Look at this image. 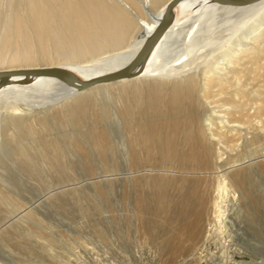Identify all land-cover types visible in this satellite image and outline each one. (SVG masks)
<instances>
[{"label": "rangeland", "instance_id": "1", "mask_svg": "<svg viewBox=\"0 0 264 264\" xmlns=\"http://www.w3.org/2000/svg\"><path fill=\"white\" fill-rule=\"evenodd\" d=\"M128 1L140 9L136 0ZM263 16L264 12L257 16V24L264 21ZM250 23L245 24L242 35L234 26L231 30L236 35H224L220 38L223 41L214 39V50L200 57L202 61L197 57L200 67L196 71L162 79L165 87L188 76L202 81L198 70L214 61L215 72L228 75L232 84L223 93H210L199 106L197 127H205V139L223 164L222 168L214 158L215 163L206 170L217 173L223 169L220 175L226 178L223 218L203 234L207 237H193L192 241L186 232L180 238L170 237L178 231L175 223H180L170 220L177 207L171 206L168 221L159 209L157 192L167 187L173 193L181 185L177 177L187 172L178 169V153L166 158L156 148L145 157L144 168L131 167V135L120 115L129 86L123 87L124 91L120 89L122 83H113L91 92L94 102L89 108L92 114L109 113L103 125L114 144L110 166L104 165L94 145L86 141L88 152L84 155L73 141L88 131L84 121L78 124L68 118L40 126L39 117L60 116L73 96L42 107L21 106L12 117L26 120L29 126L11 128L9 135L15 141H9L3 132L12 111L0 104V262L32 264L30 249H47L54 254V264H264V55L255 62L243 57L241 50L260 46L248 40L252 36ZM220 30L214 33L218 35ZM180 42L181 36H173L163 57H169ZM229 43L232 45L227 48ZM54 57L40 61L75 60ZM238 58L249 71H235ZM156 83L152 80L147 84ZM240 87L245 90L239 92ZM42 138L58 140V150L44 152ZM16 143L32 153L21 158ZM238 171L245 175L243 186L234 182ZM174 238L186 249L170 247L167 239Z\"/></svg>", "mask_w": 264, "mask_h": 264}, {"label": "bare ground", "instance_id": "2", "mask_svg": "<svg viewBox=\"0 0 264 264\" xmlns=\"http://www.w3.org/2000/svg\"><path fill=\"white\" fill-rule=\"evenodd\" d=\"M237 1L239 0H179L169 12L167 29L148 54L124 77L81 89L83 84L92 79L129 64L152 38L170 0H136L134 3L137 2L141 13L128 0H0V74L10 75L0 79V104L12 111L11 118L4 125V134L9 141H15L9 135L11 128L22 130L23 126H29L26 120L12 117L22 109L21 106L42 107L73 96L68 104L65 103V111L63 114L60 112V116L39 117L40 126L47 127L53 121L68 118L78 124L84 121L82 123L88 131L80 139L73 141L84 155L88 152L85 142L94 145L105 160L104 165L110 166L114 144H111L110 134L103 125V120L109 117V113L106 110L101 114L89 112L90 105L94 102L91 92L113 83H122L120 89L129 86L126 91L124 89L129 97H126L120 115L131 135L130 165L136 170L144 168L147 164L145 157H150L154 148L166 158L178 153V169L187 173L177 177L178 184L181 185L173 193H169L167 187L157 192L159 209L168 220L171 206L177 207L174 212L176 214L170 220L180 223H175L178 231L170 237L180 238L184 232L192 241L193 237H203L205 232L211 231L222 221L224 211L221 209V201L225 194L226 178L220 175V170L223 169H218L217 173L206 170L215 163L214 158L222 168L223 164L218 162L221 156L211 151L205 139V127H197L199 106L207 95L215 90L223 93L232 84L228 75H218L215 72L214 61L198 70L202 81L188 76L165 87L162 79L177 78L180 74L196 71L200 67L199 61H202L200 57L208 52L210 54L214 39L221 40L224 35L227 38L235 31H240L239 34L242 35L249 20L252 36L248 40L253 44L259 42L260 46L255 49L252 46L241 52L244 51L243 57L252 62L259 61L264 55V21L261 22V19V23L257 24V16L264 12V0L246 3ZM144 14H148L151 19L144 18ZM235 19L236 21L231 22ZM216 29H221L219 36L214 33L217 32L214 31ZM173 36H181V42L165 58L163 52ZM200 37H207L206 41L200 40ZM228 42L229 40L226 43ZM231 45L229 43L227 48ZM217 48L222 47L218 45ZM53 56L75 60L40 61ZM197 57L199 61L196 60ZM236 61V72L249 71L248 66L241 64L239 58ZM5 62L8 64L4 65ZM43 68H61L73 77L63 80L51 74L21 73ZM152 80H157L158 83L148 85ZM235 81H238L237 78ZM238 90L241 92L245 87ZM52 138L41 139L44 152L58 150L59 141ZM15 145L16 153L21 158H27L32 153L28 147H21L17 143ZM234 182L240 186L245 184L242 171L235 175ZM250 199L253 200L252 197ZM176 240L178 239H167V242L170 247L178 250L186 249L180 245L181 240L179 244H176ZM29 252L33 256V259L30 258V262H34L32 264H54L51 262L54 254L47 249H30Z\"/></svg>", "mask_w": 264, "mask_h": 264}, {"label": "water", "instance_id": "3", "mask_svg": "<svg viewBox=\"0 0 264 264\" xmlns=\"http://www.w3.org/2000/svg\"><path fill=\"white\" fill-rule=\"evenodd\" d=\"M179 0H170V2L168 3L166 9H165V14L163 16V18L160 20L157 29L155 30L152 38L141 48V50L139 51V53L137 54V56H135V58L129 63L127 64L125 67L106 74L104 76L101 77H97L92 79L91 81L83 84V86L81 87V89H84L86 87H89L93 84H96L98 82H105V81H113V80H117L119 78H122L125 76V74L132 69L133 67H135V65H137V63L139 61H141V59H143V57H145L148 52L150 51V49L152 48V46L155 44V42L159 39V37L162 35V33L167 29L168 25H169V12L171 10V8L173 7V5L175 3H177ZM253 0H239L237 1L238 3H246V2H250ZM21 73H25L27 75L29 74H36V73H41V74H51L54 76H57L63 80H69L73 77V75L71 73H69L68 71L61 69V68H43V69H36V70H25L22 71ZM10 75L8 74H0V79H5L6 77H9Z\"/></svg>", "mask_w": 264, "mask_h": 264}]
</instances>
